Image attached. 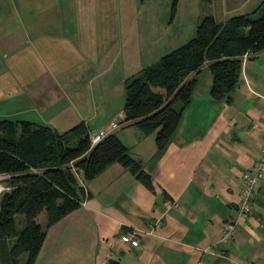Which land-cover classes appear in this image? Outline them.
Returning <instances> with one entry per match:
<instances>
[{"label": "crops", "instance_id": "0c3cea01", "mask_svg": "<svg viewBox=\"0 0 264 264\" xmlns=\"http://www.w3.org/2000/svg\"><path fill=\"white\" fill-rule=\"evenodd\" d=\"M111 2L39 0L40 6L31 5L38 12H21L16 27L0 31V64L22 90L6 97L12 107L24 101L25 114L38 120L27 122L58 133L79 122L87 126L74 102L84 107L94 102L85 86L91 84L96 66H111V42L107 47L103 43L112 19ZM55 5L56 12H50ZM181 6L182 0H176L163 31L182 23ZM193 6V15L185 21L200 23L211 16L224 23L234 16L259 14L264 0H193ZM19 66L32 69L38 84L16 82L13 70ZM201 72L164 152H157L153 134L142 135L136 126L115 134L153 189L123 166H108L83 183L85 194L77 209L50 225L45 213L34 219L44 238L33 264H264V181L252 198L251 215L240 219L237 214L242 173L256 164L264 132V51L242 64L229 102L211 97L212 77L202 83ZM92 106L97 115V105ZM95 118L90 115L86 121L95 120L94 126ZM108 128L105 131L112 133ZM2 180L6 183L7 178ZM228 225L232 230L220 241ZM126 233L138 238L137 247L121 241ZM0 261L14 264L5 254Z\"/></svg>", "mask_w": 264, "mask_h": 264}, {"label": "trees", "instance_id": "16d2710c", "mask_svg": "<svg viewBox=\"0 0 264 264\" xmlns=\"http://www.w3.org/2000/svg\"><path fill=\"white\" fill-rule=\"evenodd\" d=\"M252 14L224 23L211 16L203 18L192 39L128 79L122 128L136 126L142 135L153 134L157 152H164L205 64L212 77L211 97L229 102L238 85L243 55L264 51V7L257 18H251ZM175 103L180 104L179 110ZM112 164L128 169L153 189L148 175L113 132L91 145L88 127L82 122L58 133L42 124L0 120V175H7L6 184L12 187L0 196L1 257L5 254L6 260L17 264L24 255L20 264H33L44 238L34 219L45 213L50 225L77 209L83 188L75 174L79 172L84 183ZM15 216L24 217L19 230Z\"/></svg>", "mask_w": 264, "mask_h": 264}, {"label": "rangeland", "instance_id": "374dc122", "mask_svg": "<svg viewBox=\"0 0 264 264\" xmlns=\"http://www.w3.org/2000/svg\"><path fill=\"white\" fill-rule=\"evenodd\" d=\"M38 1L18 0L20 3H16L15 0H0V31L10 26L16 27L18 25L17 16L19 14L38 12V9L34 11V6H31L32 4L40 6L37 3ZM172 4L173 0H144L143 4L141 0H137V2L135 1V3L131 4H126L123 0H112L110 10L112 19L109 22L110 27L108 30H105L106 41L103 42L105 47L111 42V49L108 54L111 66L108 70L103 65L96 66L92 72L94 78L90 80L91 84L89 83L85 86L95 96L94 102L90 101L88 107H84V103L79 104L78 102L77 104V102H74V109L81 115V119L88 126L89 135L107 130L111 123L120 124L123 122L125 84L128 79L136 76L141 70L157 63L162 56L195 36L196 30L194 26H197L199 22H196V20L185 21L187 17L193 15V0H182V23L179 25L175 24V29H171V31H163L171 21ZM25 6H27V9H25ZM98 11L101 12V10L97 9ZM50 12H56V5ZM250 16L255 19L258 17V13ZM185 24H188V26L181 27V25ZM98 36H102V34H98ZM100 38L102 40V37ZM107 62L109 60L106 59L105 63L107 64ZM13 72L15 73L16 82L26 83V81L33 80V83L38 84L39 77L36 74L33 75L32 69L19 66ZM27 73L28 75L31 73L35 77H30L28 80ZM34 73H37V70ZM9 74L13 76V73ZM10 75L0 64V120L28 121L32 119L33 121H38L37 117L25 114L28 113V109L24 110L27 107H23V100L20 99L16 102L14 107H12L11 102L9 103L6 97L9 93L10 95L12 93L19 95L22 92L21 89H18L17 83L15 87ZM92 76L90 75V78ZM200 78L202 79V83L207 78H210L208 68L202 70ZM39 86L40 84L34 87L39 88ZM92 103L97 105V115L93 114L94 107ZM174 107L176 110H179L180 104L175 103ZM90 115H95L97 118L94 126H92V123L95 120L86 121ZM75 121L77 120H74L72 124L76 123ZM125 128L120 127L115 129L113 133L121 134ZM38 218L40 221L41 217ZM14 222L15 228L19 230L24 224V217L15 216ZM24 258V255L20 256L17 262L19 264L22 263Z\"/></svg>", "mask_w": 264, "mask_h": 264}, {"label": "built area", "instance_id": "2783aa9c", "mask_svg": "<svg viewBox=\"0 0 264 264\" xmlns=\"http://www.w3.org/2000/svg\"><path fill=\"white\" fill-rule=\"evenodd\" d=\"M252 54L247 52L242 57V64H244ZM122 124H115L111 123L109 125L108 130L113 131L115 129H118L122 127ZM108 132L106 131H99L98 133L89 135V142L91 145H94L98 143L105 135H107ZM8 178V176H0V196L3 193H8L12 190V187L7 185L6 183H3V178ZM75 177L77 178L79 185L83 188L84 184L80 180V174L79 172L75 174ZM242 184L243 187L241 189L240 198H239V204H238V210L237 214L240 219H246L248 218L252 213V198L257 192L259 186L264 181V132L262 135V144L260 146V151L258 155V159L256 164L251 170L245 171L242 173ZM83 194H85V191H83ZM232 230V226H227V231L221 237L220 241L225 240ZM121 241L126 244H130L131 247H137L139 245V240L137 237H135L131 233H126L121 237ZM204 252H207L208 249H204Z\"/></svg>", "mask_w": 264, "mask_h": 264}]
</instances>
